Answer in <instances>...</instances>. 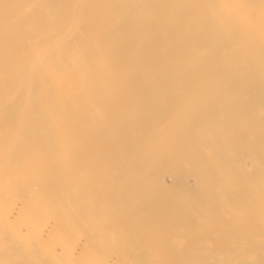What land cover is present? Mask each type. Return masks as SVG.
I'll use <instances>...</instances> for the list:
<instances>
[{"label":"bare ground","instance_id":"bare-ground-1","mask_svg":"<svg viewBox=\"0 0 264 264\" xmlns=\"http://www.w3.org/2000/svg\"><path fill=\"white\" fill-rule=\"evenodd\" d=\"M0 264H264V0H0Z\"/></svg>","mask_w":264,"mask_h":264}]
</instances>
